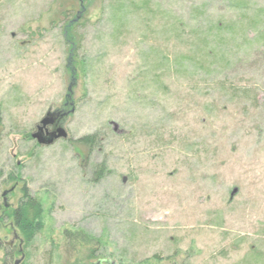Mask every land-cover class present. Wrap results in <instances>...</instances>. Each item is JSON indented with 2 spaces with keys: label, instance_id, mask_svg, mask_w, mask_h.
<instances>
[{
  "label": "rangeland",
  "instance_id": "374dc122",
  "mask_svg": "<svg viewBox=\"0 0 264 264\" xmlns=\"http://www.w3.org/2000/svg\"><path fill=\"white\" fill-rule=\"evenodd\" d=\"M24 189L42 227L0 264H264V0H0V204Z\"/></svg>",
  "mask_w": 264,
  "mask_h": 264
},
{
  "label": "trees",
  "instance_id": "16d2710c",
  "mask_svg": "<svg viewBox=\"0 0 264 264\" xmlns=\"http://www.w3.org/2000/svg\"><path fill=\"white\" fill-rule=\"evenodd\" d=\"M70 25H66L65 32L68 28H70ZM72 112L73 109L69 110V115ZM7 178V181L13 184H16L19 181V177L12 174H10ZM42 212L40 202L37 201V199L30 197L24 189L23 200L17 208H14L13 210H11V208L6 209L5 203L0 204V233L10 221L25 236L27 242H30L35 238L42 227V223L40 221ZM1 242L2 239L0 237V249H2Z\"/></svg>",
  "mask_w": 264,
  "mask_h": 264
},
{
  "label": "water",
  "instance_id": "95a60500",
  "mask_svg": "<svg viewBox=\"0 0 264 264\" xmlns=\"http://www.w3.org/2000/svg\"><path fill=\"white\" fill-rule=\"evenodd\" d=\"M55 120L56 114L54 112H48L47 115L37 125L36 130L31 134L32 138L36 139L40 145H51L59 139H67L69 137V133L63 126H60L54 132L48 133L47 136L44 137V128H46L48 125L54 124Z\"/></svg>",
  "mask_w": 264,
  "mask_h": 264
},
{
  "label": "flooded vegetation",
  "instance_id": "af4514ba",
  "mask_svg": "<svg viewBox=\"0 0 264 264\" xmlns=\"http://www.w3.org/2000/svg\"><path fill=\"white\" fill-rule=\"evenodd\" d=\"M69 103H66V106H68ZM56 114V120H55V123L54 124H51V125H48L46 128H44L43 130V134H44V137L47 136L48 133H52L54 132L57 128H59L60 126H63V123H62V120L64 117H67L69 115V111H67L65 108L61 111H56L54 112ZM37 127V126H36ZM64 127V126H63ZM36 130V129H35ZM16 189V185H14L12 188H10L7 192L8 193H13V191ZM6 193H4L5 195ZM6 201V200H4ZM5 203V206H6V209H9V203L7 202H4ZM22 245V243H21ZM22 248L19 249L20 253H22Z\"/></svg>",
  "mask_w": 264,
  "mask_h": 264
}]
</instances>
